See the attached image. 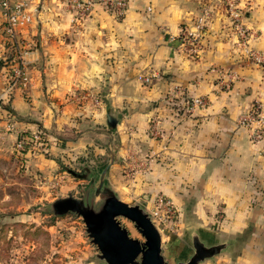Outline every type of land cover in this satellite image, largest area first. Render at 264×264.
<instances>
[{
    "label": "crops",
    "instance_id": "obj_1",
    "mask_svg": "<svg viewBox=\"0 0 264 264\" xmlns=\"http://www.w3.org/2000/svg\"><path fill=\"white\" fill-rule=\"evenodd\" d=\"M12 1L24 3L33 19L19 32L30 46L31 85L8 104L16 130L0 136V183L12 185L20 170L60 183V163L82 167L79 179L93 181L113 160L105 180L114 192L124 189L120 200L148 212L164 195L179 211L172 231L184 242L173 239L168 248L162 234L170 264L193 254L192 232L206 246H226L202 264H264V139L253 141L239 124L252 106L264 110V67L238 59L222 18L212 21L203 54L192 60L180 34L203 0H128L122 20L96 7L79 23L62 0ZM242 1L256 33L252 47L264 52V0ZM16 52L0 8V92ZM212 67L237 76L229 89L217 90ZM142 75L154 77L144 85ZM82 91L91 98L71 97ZM170 95L179 97L171 103ZM187 96L205 97L209 106L186 114ZM38 129L46 132L45 147L29 153L21 169L15 144Z\"/></svg>",
    "mask_w": 264,
    "mask_h": 264
},
{
    "label": "built area",
    "instance_id": "obj_2",
    "mask_svg": "<svg viewBox=\"0 0 264 264\" xmlns=\"http://www.w3.org/2000/svg\"><path fill=\"white\" fill-rule=\"evenodd\" d=\"M64 6L73 15L74 22L79 23L88 19L96 7H101L116 19L125 18L128 11V0H62ZM1 13L5 19V34L13 40L17 46V52L7 64V72L4 75V88L0 92V136H6L15 132V116L8 108L13 95L18 91H27L31 85V76L26 63V55L29 44L20 38V30L32 23V15L22 2L12 0H0ZM248 5L242 0H203L198 14L190 26L181 30L180 41L183 53L192 60L201 57L204 51V41L212 21L222 18L225 28L235 39L234 45L240 61H246L248 65L264 67V52L252 47L256 39V33L246 25L248 18ZM210 72L218 74L217 90L224 91L230 88V83L237 79L235 74L224 68L212 67ZM153 75H142L140 82L144 85L152 81ZM178 91V92H177ZM174 93L181 92L177 90ZM88 92H76L71 97L81 101L91 98ZM183 96V95H182ZM179 97V96H178ZM170 95L167 100L175 101L178 98ZM185 98V113L192 114L198 109H205L209 101L202 96H187ZM175 98V99H174ZM95 102H98L96 99ZM4 121H6L4 123ZM239 124L252 131V140L259 142L264 139V110L261 105L252 106L251 110L241 118ZM154 135H157L155 130ZM46 132L38 129L31 134H20L14 147V153L18 156L22 165L24 158L29 153L45 147L47 142ZM153 221L166 230H173L179 218V211L173 202L164 195L157 196L149 211Z\"/></svg>",
    "mask_w": 264,
    "mask_h": 264
},
{
    "label": "rangeland",
    "instance_id": "obj_3",
    "mask_svg": "<svg viewBox=\"0 0 264 264\" xmlns=\"http://www.w3.org/2000/svg\"><path fill=\"white\" fill-rule=\"evenodd\" d=\"M60 164L55 170L64 176L60 183L35 178L22 170L15 174L12 185L0 183V264H106L92 243L83 218L74 213L56 216L52 210V204L70 192L77 198L94 199L103 169L98 170L93 181H82L79 179V175L84 174L82 167ZM20 166L25 168L22 163ZM68 185L73 186L72 189L63 191ZM110 186L105 180L104 190H110ZM121 190L113 191L118 198ZM96 202L94 205L98 207L101 200L96 199ZM123 202L133 206L137 201L126 199ZM118 220L132 238L145 241L133 222L126 218ZM154 224L164 235L163 242L168 248L173 239L184 242L182 232L175 234Z\"/></svg>",
    "mask_w": 264,
    "mask_h": 264
},
{
    "label": "water",
    "instance_id": "obj_4",
    "mask_svg": "<svg viewBox=\"0 0 264 264\" xmlns=\"http://www.w3.org/2000/svg\"><path fill=\"white\" fill-rule=\"evenodd\" d=\"M108 124L115 128L118 122L109 116ZM113 163L111 160L103 169L94 199L77 198L69 194L52 204L53 213L56 216L74 213L82 217L92 243L97 246L100 258L106 264H169L163 256L162 234L147 210L142 205L132 206L123 202L111 189L104 190L106 175ZM96 199L101 200L98 207L94 205L97 203ZM119 218L133 222L145 241L132 238ZM189 238L193 254L187 261L177 264H202L221 254L226 248L225 244L206 246L196 232H192Z\"/></svg>",
    "mask_w": 264,
    "mask_h": 264
}]
</instances>
